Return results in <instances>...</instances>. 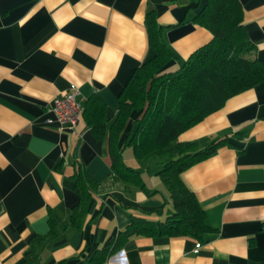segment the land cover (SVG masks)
<instances>
[{
    "label": "crops",
    "instance_id": "0c3cea01",
    "mask_svg": "<svg viewBox=\"0 0 264 264\" xmlns=\"http://www.w3.org/2000/svg\"><path fill=\"white\" fill-rule=\"evenodd\" d=\"M202 2L0 0V264H21L34 237L45 238L35 264H84L132 215L156 220L173 210L156 173L161 163L137 160L125 144L140 110H132L118 146L145 188L114 176L106 133L97 135L82 117L61 126L45 118L56 95L77 88L83 105L94 94L102 99L109 125L134 69L153 55L147 10L156 11L174 53L165 67L173 69L212 36L192 19ZM241 3L264 62V0ZM213 137L223 144L181 172L213 228L208 240L136 234L100 264H264V80L228 97L177 140L203 146ZM77 166L97 183L79 227L67 224L79 201Z\"/></svg>",
    "mask_w": 264,
    "mask_h": 264
},
{
    "label": "trees",
    "instance_id": "16d2710c",
    "mask_svg": "<svg viewBox=\"0 0 264 264\" xmlns=\"http://www.w3.org/2000/svg\"><path fill=\"white\" fill-rule=\"evenodd\" d=\"M199 4V3H198ZM193 21L211 32V38L195 48L179 64L169 69L174 53L165 42L154 8L147 10L145 25L153 55L136 67L118 96L117 113L106 125L105 105L98 95H91L83 105L81 117L96 132L106 133L111 167L115 177L145 188L140 172L125 163L118 140L127 127L133 109L140 110L128 125L125 144L139 161L154 156L161 163L156 171L169 190L173 210L163 219L132 215L117 235L86 260L100 264L106 257L136 234L188 235L204 242L213 228L194 192L186 185L181 172L210 154L224 138L213 137L205 145L197 140H177L186 128L220 108L225 100L264 80V62L256 55L243 23L241 0H203ZM75 183L79 201L71 210L67 224L79 227L87 201L94 193L96 181L80 166ZM49 237L57 234L50 221ZM48 236V235H47ZM43 237L31 239V247L21 264H35Z\"/></svg>",
    "mask_w": 264,
    "mask_h": 264
},
{
    "label": "built area",
    "instance_id": "2783aa9c",
    "mask_svg": "<svg viewBox=\"0 0 264 264\" xmlns=\"http://www.w3.org/2000/svg\"><path fill=\"white\" fill-rule=\"evenodd\" d=\"M47 110L52 112V116L46 117L45 122H56L59 126L64 123L73 125L79 120L83 110V103L79 98V90L74 88L56 95Z\"/></svg>",
    "mask_w": 264,
    "mask_h": 264
},
{
    "label": "rangeland",
    "instance_id": "374dc122",
    "mask_svg": "<svg viewBox=\"0 0 264 264\" xmlns=\"http://www.w3.org/2000/svg\"><path fill=\"white\" fill-rule=\"evenodd\" d=\"M201 146V145H200ZM128 149H131V147L130 146H128Z\"/></svg>",
    "mask_w": 264,
    "mask_h": 264
}]
</instances>
